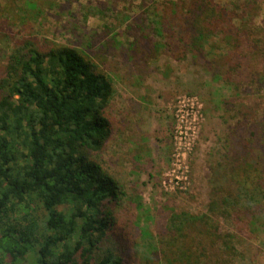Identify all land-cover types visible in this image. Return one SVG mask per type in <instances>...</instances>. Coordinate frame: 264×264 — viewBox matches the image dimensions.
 I'll return each mask as SVG.
<instances>
[{"label": "trees", "instance_id": "1", "mask_svg": "<svg viewBox=\"0 0 264 264\" xmlns=\"http://www.w3.org/2000/svg\"><path fill=\"white\" fill-rule=\"evenodd\" d=\"M139 1L126 46L116 39L113 45L108 30L98 52L31 35L16 39L0 62V264H234L235 257L227 259L238 254L234 238L221 224L230 202L243 200L260 220L252 186L243 187L238 171H247L245 160L263 167L264 156L245 147L229 149L232 156L220 165L225 177L211 168L206 212H173L158 239L120 218L128 189L100 159L114 137L115 79L142 77L149 63L169 54L223 74V87L233 89L231 72L239 67L232 60L245 43L236 2L228 8L220 0ZM223 42L228 48L213 60L209 44L215 51ZM218 86L216 92L225 91ZM232 106L238 107L228 113ZM236 183L240 195L227 193ZM30 209L39 214L26 227Z\"/></svg>", "mask_w": 264, "mask_h": 264}, {"label": "rangeland", "instance_id": "2", "mask_svg": "<svg viewBox=\"0 0 264 264\" xmlns=\"http://www.w3.org/2000/svg\"><path fill=\"white\" fill-rule=\"evenodd\" d=\"M221 1L228 8L232 2L239 5L235 22L245 31L238 62L232 60L239 67L231 72L233 96L228 97L229 90L220 81L223 74L215 77L218 74L205 71L191 57L177 61L165 54L149 63L142 77L115 79L110 104L114 137L100 159L128 189L120 218L130 221L133 231L142 227L157 239L173 212L208 210L210 177L214 171L219 178L224 176L220 165L232 156L229 149L245 147L246 153L259 151L264 156V0ZM139 6V0H0V8H6L0 12L4 19L0 21V62L16 39L31 35L98 52L108 30L113 45L126 46V29ZM227 45L218 44L215 51L209 46L216 55L213 60ZM225 67L228 70L227 62ZM224 77H229L226 72ZM218 85L225 91L216 92ZM231 105L238 107L232 106L235 112L228 113ZM245 161L247 171L238 173L241 181H247L240 184L245 189L252 186L249 191L260 220L253 217L254 210L242 207L243 200L230 202L232 209L221 224L233 236L238 254L227 259L235 257L234 264H264V200L262 204L258 199L264 189V166ZM237 183L227 193L240 195ZM38 214L36 209L25 211L26 227Z\"/></svg>", "mask_w": 264, "mask_h": 264}]
</instances>
